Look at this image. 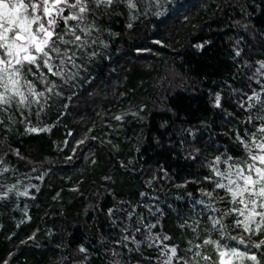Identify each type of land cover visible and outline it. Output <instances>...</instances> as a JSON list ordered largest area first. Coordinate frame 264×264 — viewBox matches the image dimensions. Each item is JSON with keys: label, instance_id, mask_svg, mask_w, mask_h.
Returning a JSON list of instances; mask_svg holds the SVG:
<instances>
[{"label": "trees", "instance_id": "trees-1", "mask_svg": "<svg viewBox=\"0 0 264 264\" xmlns=\"http://www.w3.org/2000/svg\"><path fill=\"white\" fill-rule=\"evenodd\" d=\"M136 2L97 11L107 47L71 83L52 77L62 95L42 110L0 125V264H161L163 245L191 256L219 238L211 219L230 205L212 164L243 157L237 136L264 115L247 99L264 101V0ZM253 253L264 264V246Z\"/></svg>", "mask_w": 264, "mask_h": 264}, {"label": "snow or ice", "instance_id": "snow-or-ice-1", "mask_svg": "<svg viewBox=\"0 0 264 264\" xmlns=\"http://www.w3.org/2000/svg\"><path fill=\"white\" fill-rule=\"evenodd\" d=\"M153 2L163 7L166 0ZM120 3H125L130 11L137 10L136 0H0V125H4L6 120L15 123V113L23 117L24 111L30 112L33 106H37L39 112L53 96L62 95L60 86L52 77L59 78L62 84L71 83L84 68L83 63L77 61L95 57L98 53L93 46L107 47L100 38L96 12H107ZM155 14L161 15L162 12ZM262 70L264 61L260 62L257 72L264 75ZM38 84L43 85L42 90L38 89ZM261 90L264 91V85H261ZM247 99L248 108L260 104L264 109L260 93L253 91ZM219 102L217 96V106ZM121 118L115 117L117 120ZM256 120L259 123L251 132L246 129L244 136H237L244 156L226 157L224 170L219 168L221 157L217 156L212 164L214 177L219 178L215 179L213 191L223 189L230 205L226 212L211 219V227L219 238L209 236L192 245L188 249L191 256L180 255L175 246L163 245L160 249L161 264H201V261L203 264H244L245 260L260 264L255 253L248 254L251 248L264 246V238L258 242L252 239L264 231V115H258ZM248 123H252L251 116ZM48 130L28 129L30 132ZM22 194L27 195L26 192ZM7 195L5 191L3 196ZM205 195L211 197L213 193ZM208 207L213 212L219 211L211 204ZM227 216L233 218V228L242 230L240 235L233 236L226 230L223 221ZM148 239L159 237L149 236ZM163 239L168 240L169 237ZM228 241H234L235 246ZM241 245L245 246V251L240 250ZM206 246H211L215 259L202 252ZM80 251L86 249L81 247Z\"/></svg>", "mask_w": 264, "mask_h": 264}]
</instances>
